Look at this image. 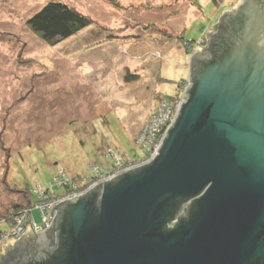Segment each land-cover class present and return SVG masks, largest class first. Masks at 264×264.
Listing matches in <instances>:
<instances>
[{
    "label": "water",
    "instance_id": "95a60500",
    "mask_svg": "<svg viewBox=\"0 0 264 264\" xmlns=\"http://www.w3.org/2000/svg\"><path fill=\"white\" fill-rule=\"evenodd\" d=\"M224 15L159 155L53 207L0 264H264V0Z\"/></svg>",
    "mask_w": 264,
    "mask_h": 264
},
{
    "label": "rangeland",
    "instance_id": "374dc122",
    "mask_svg": "<svg viewBox=\"0 0 264 264\" xmlns=\"http://www.w3.org/2000/svg\"><path fill=\"white\" fill-rule=\"evenodd\" d=\"M50 1L92 24L45 45L25 23ZM242 1L0 0V201L22 189L60 195L59 182L141 159L138 135L174 117L165 97H184L191 58ZM32 217L41 224L39 210Z\"/></svg>",
    "mask_w": 264,
    "mask_h": 264
},
{
    "label": "trees",
    "instance_id": "16d2710c",
    "mask_svg": "<svg viewBox=\"0 0 264 264\" xmlns=\"http://www.w3.org/2000/svg\"><path fill=\"white\" fill-rule=\"evenodd\" d=\"M226 15L227 14H225L224 17ZM91 24L92 20L76 11V9L69 7L63 3L54 1L47 2L45 5H43L38 11L31 15V17H29L25 23L27 29L35 37H37L39 41L49 47L56 46L59 43L75 36L79 32L87 29ZM201 40H203V38ZM129 79L130 78H128L127 76L126 80L129 81ZM181 84L186 87L187 80H184L183 82H181ZM180 95L172 99H168V97H165V100L168 101L170 105H174V103L179 100ZM140 149L143 153V156L141 157V159L133 160L134 162L132 161L131 163H137L144 159V156L146 155V149ZM125 164H127V162H125ZM114 166L116 165L111 164L110 167H107L100 172L98 171L97 173L99 174H95L97 176L94 175L92 177H84L85 179L76 181L70 180V184L65 186V191L60 195H68L74 192L85 190L93 181H97L107 174H112L117 168ZM14 193L18 194L19 197L11 198L6 203L0 201V207H3L2 209H0V245H2V248L4 247L3 251L2 249L0 250V254L2 255L4 251L8 252L12 250L13 245L8 246L7 244H9L11 240L9 236L14 230L16 218L24 211L32 210L36 204L40 203V201L38 200V196H34V194L29 192L27 189H22L19 191L16 190L14 191ZM49 199L51 198L49 197ZM173 225L174 227L176 226L175 223H173ZM173 225L172 223L168 224L165 228L170 229ZM32 240L33 237L28 235L24 236L22 239V241L25 242H31ZM23 243L22 245H24Z\"/></svg>",
    "mask_w": 264,
    "mask_h": 264
},
{
    "label": "built area",
    "instance_id": "2783aa9c",
    "mask_svg": "<svg viewBox=\"0 0 264 264\" xmlns=\"http://www.w3.org/2000/svg\"><path fill=\"white\" fill-rule=\"evenodd\" d=\"M202 41L203 40L199 42L202 43ZM187 87H188V80H187L185 92L187 90ZM182 103H183V98L179 99L176 102L177 107L175 108L176 114L174 115V117H171V116L169 117V115L167 114V117H163V118L161 117L158 119V116H157L156 119L160 120L157 127L152 124L153 125L152 127L145 128L143 133L140 136L138 135L136 142L143 143L142 148L146 149V155L144 156V159L142 161L133 163L129 165V167L127 168L123 167L121 169H119V167L117 166L118 165V162H117L115 164L116 166L114 167H117L118 169L116 168L112 174H107L106 176L101 177L99 180L93 181L83 191H78L72 194L60 195V196L59 195H49L48 191H41V190L37 191V196H38V200L40 201V203L36 204L32 210L24 211L21 215H19L16 218L14 230L9 236L10 239L13 238L12 240H14L13 245H15V243L18 242L19 240L20 242H22L23 237L26 235L32 236L33 240H35L36 237L41 238L42 233L50 227L54 219L56 209H53L52 216H50V212L52 208L58 205L59 203L65 200H73L76 197L86 194V192H88L90 189H92L93 187H95L96 185L102 182L109 181L122 173H125L129 170H132V169H135V168H138L145 164L150 163L155 158V156H157V154L159 155L158 151L163 144V140L166 137V133L168 129L172 127V125L174 124ZM165 107L168 113H171L173 107H171V105H169V102L166 100L163 103V108ZM145 141L146 143H144ZM69 184H70V180L58 183L59 187L61 188L62 187L66 188L65 186ZM49 197L51 199H49ZM34 209L39 210L41 214V225L40 226H38L35 223L34 218L32 217V211ZM26 231H29V234H26ZM13 247L14 246H12V248ZM1 249H2V245H0V250ZM4 254L3 255L0 254V257L4 256Z\"/></svg>",
    "mask_w": 264,
    "mask_h": 264
},
{
    "label": "flooded vegetation",
    "instance_id": "af4514ba",
    "mask_svg": "<svg viewBox=\"0 0 264 264\" xmlns=\"http://www.w3.org/2000/svg\"><path fill=\"white\" fill-rule=\"evenodd\" d=\"M220 24V23H219ZM219 24L216 26V27H219ZM176 224V223H175ZM172 225H173V223H172ZM174 227V225L171 227V228H173ZM24 242V243H23ZM24 244V245H27V244H29V243H31V242H25V241H22L21 243H19V244Z\"/></svg>",
    "mask_w": 264,
    "mask_h": 264
},
{
    "label": "clouds",
    "instance_id": "9594fccd",
    "mask_svg": "<svg viewBox=\"0 0 264 264\" xmlns=\"http://www.w3.org/2000/svg\"><path fill=\"white\" fill-rule=\"evenodd\" d=\"M171 224V223H170ZM171 229V228H170ZM7 253V251L5 252V254Z\"/></svg>",
    "mask_w": 264,
    "mask_h": 264
}]
</instances>
